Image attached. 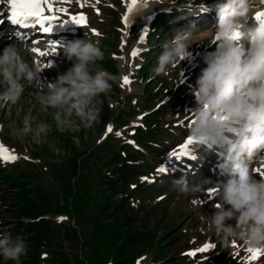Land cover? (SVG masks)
<instances>
[{
    "label": "rangeland",
    "instance_id": "obj_1",
    "mask_svg": "<svg viewBox=\"0 0 264 264\" xmlns=\"http://www.w3.org/2000/svg\"><path fill=\"white\" fill-rule=\"evenodd\" d=\"M129 3L130 0H56L54 7L67 10L60 14V20L71 22L70 16L83 15L86 24L72 22L76 35L54 41L58 46L55 54L39 57L31 52L27 58L39 61L41 67L50 63L41 77L52 81L71 66L62 46L87 34L86 38L100 41L105 57L96 66L112 74V89L98 98L101 111L97 124L91 129L60 133L52 122L51 110L40 105L34 90L26 87L16 105L0 108V145L18 157L14 162L0 160V174L15 170L20 177L22 173L32 191L36 217L47 232L41 249L42 264H110L120 257L130 258L124 264H159L164 258V264H244L250 255L246 248L236 242L223 247L201 221V214L215 211L213 205L218 200L214 194L210 197L207 191L184 195L173 183L181 176L190 186L203 180L219 185L227 178L215 174V168L206 166L203 159L176 161L167 157L188 137L190 113L196 106L191 87L206 66L204 55L217 50L220 44L211 43V33L209 38L200 33L179 66L167 75L157 76L152 71L163 51L162 44L177 30L195 25L199 32L215 31L217 3L164 0L144 10L142 0H137L132 13L128 12ZM201 3L208 11L196 7ZM8 13L7 0H0V54L12 42L23 43L29 49L35 47L31 39L8 37ZM126 15L127 26L123 20ZM42 42L38 48L51 53L45 44L47 38ZM134 49L138 50L136 57L131 56ZM125 76L131 83L122 86ZM28 112L36 121L52 125L39 144L15 131ZM108 125L113 131L105 135ZM117 131L121 133L119 137ZM215 157L221 160L219 152ZM162 163L169 172L157 173ZM263 167L259 169L263 171ZM115 179L117 184L111 186ZM6 184L0 179V234L10 232L13 237H25L29 251L32 248L27 236L31 231H10L12 222L18 221L11 219L14 205L8 200L15 192ZM211 187L205 185L206 190ZM23 217L19 223L33 222ZM206 243L215 247L194 257L187 255ZM26 258L22 256L20 264ZM0 264L14 262L0 257ZM254 264H264V255Z\"/></svg>",
    "mask_w": 264,
    "mask_h": 264
},
{
    "label": "clouds",
    "instance_id": "obj_2",
    "mask_svg": "<svg viewBox=\"0 0 264 264\" xmlns=\"http://www.w3.org/2000/svg\"><path fill=\"white\" fill-rule=\"evenodd\" d=\"M154 3L164 0H142V8L150 10ZM196 7L208 11L202 3ZM214 7L216 29L206 32L214 37L211 43L220 47L204 55L206 66L191 87L196 106L190 113L187 132L194 148L219 151L218 167L227 179L219 185L203 180L190 186L181 176L173 183L184 195L207 193L205 185L212 186L218 200L213 205L215 211L200 218L223 247L236 242L246 249L264 250V176L257 180L253 174L264 165V32L258 31L260 25L255 19L257 13L264 12V0H222ZM200 33L195 25L177 30L162 44L154 74L167 75L179 66ZM86 36L62 46L71 66L52 81L42 79L45 67L27 58L31 55L27 45L12 42L5 47L0 54V108L16 105L27 87L34 90L40 105L51 110L58 132L91 129L97 124L101 111L98 98L111 91L113 76L96 66L105 57L100 41ZM226 123L232 127L224 143L220 138ZM21 124L15 130L17 135L30 137L37 144L52 128L49 123L36 121L31 112L23 116ZM27 251L19 235L0 234V257L4 261L20 264Z\"/></svg>",
    "mask_w": 264,
    "mask_h": 264
},
{
    "label": "snow or ice",
    "instance_id": "obj_3",
    "mask_svg": "<svg viewBox=\"0 0 264 264\" xmlns=\"http://www.w3.org/2000/svg\"><path fill=\"white\" fill-rule=\"evenodd\" d=\"M54 2L56 0H7V6L9 8V13L7 19L11 22L12 25H17L22 29L31 28L35 25L39 26V31L42 33H50L52 30V23L58 21L60 19L61 13H66V9L64 8H56L54 7ZM59 2H65V0H59ZM137 5V0H130L128 5V12L132 13L134 8ZM45 12L48 14L46 15ZM257 23L260 25L258 31L264 32V12H259L255 17ZM71 22L77 25L86 24V17L83 15H73L68 18ZM125 25L127 26L129 23V16H125L123 18ZM3 23V21H0ZM47 25V26H46ZM94 31V30H93ZM238 35V34H235ZM144 40V36L141 35L139 41L142 42ZM41 42L40 39H33L31 41L32 44H39ZM49 50H41L38 47H33L31 52L36 54L39 57H48L50 54H55L57 51V44L51 40L48 42ZM138 55V50L134 49L131 53L132 57H136ZM39 63V61H38ZM44 63V62H43ZM45 67H51L50 63H44ZM183 75V74H182ZM180 82H183L182 80ZM131 80L128 76L123 77L122 86L130 84ZM183 122H181V125ZM113 131L112 125H108L106 129L105 135L107 133H111ZM118 137L121 135L119 131L115 133ZM129 143H134V141H128ZM193 141L191 138L187 137L184 143L180 144L177 148H174L167 154L169 159L175 158L176 161H182V158L187 159H196L195 155L192 154ZM18 157L6 149L3 145H0V160L6 162H14ZM27 159V157H25ZM157 173H166L169 172V169L162 163L160 167L156 169ZM259 175L264 176V171L260 169H254ZM148 179V178H142ZM214 194V190L209 189L208 195L211 197ZM195 203V201H194ZM215 245L212 243H206L202 247L195 249L194 251H190L187 253L188 256H196L197 253H206L210 249L214 248ZM246 251L250 254L248 259L244 262V264H254V261L260 258L261 255H264V250L260 249H246Z\"/></svg>",
    "mask_w": 264,
    "mask_h": 264
},
{
    "label": "trees",
    "instance_id": "obj_4",
    "mask_svg": "<svg viewBox=\"0 0 264 264\" xmlns=\"http://www.w3.org/2000/svg\"><path fill=\"white\" fill-rule=\"evenodd\" d=\"M150 33V30H147V34ZM122 170V169H121ZM21 173V172H20ZM22 173L20 177L18 174L15 173V170H4L0 174V179L6 180V185H11L12 191L15 192L13 197H9L8 200L13 201V208H14V216L11 217V219H15L18 222H12L14 224L12 231H18V232H26L31 231L30 236H27V239L31 242V248L27 254L26 259L23 261L22 264H42L41 263V249L44 247V242L47 237V232L43 230L42 224L38 221L36 217V200L33 198L32 191H30V188L26 185L24 182V179L22 177ZM113 181V182H112ZM111 186H114L116 183V179L112 180ZM32 196V198H31ZM11 208V209H13ZM122 209V207H121ZM118 213V210L115 211ZM114 213V211L112 212ZM111 213V214H112ZM25 219H32L33 222L31 224H24L19 223V221H24ZM35 221V222H34ZM112 225V224H111ZM25 230V231H23ZM25 237H23L24 239ZM127 259V257H120L116 260H113L110 262V264H124ZM165 258L161 260L159 264H164Z\"/></svg>",
    "mask_w": 264,
    "mask_h": 264
},
{
    "label": "bare ground",
    "instance_id": "obj_5",
    "mask_svg": "<svg viewBox=\"0 0 264 264\" xmlns=\"http://www.w3.org/2000/svg\"><path fill=\"white\" fill-rule=\"evenodd\" d=\"M211 1L216 2V3L222 2V0H211ZM55 4H56V2H54V6H55ZM45 14L47 15L48 13L45 12ZM205 17H207V13H206ZM216 17L217 16H215V18H213V19H216V21H214V24H217V18ZM210 19H211V17H210ZM58 21L60 22V25L59 26L56 25L55 27H52L55 29L51 30V32L47 33V34L40 32L38 25H35V26H33L31 28H27V29H22L17 25L9 24L8 37L10 39L13 38L15 40H20V41H23L25 39H31V40H33V39L42 40L43 39L44 40V38H47V42L45 44L49 45L48 44L49 40H51L53 42L54 41L60 42V38H63V36H74V35H76V32H75L73 25H72V22H68V21H64V20H60V19ZM19 33H22V34L20 36H18ZM209 33L210 32H206V30H205L204 32H201V36L209 38V37H211V36H209ZM207 38H205V39H207ZM43 43L44 42L36 44L35 47H39ZM231 127H232V125L230 123L225 124L224 131H223L222 136L220 138V142H224V143L228 142V140H229L228 133H229V130L231 129ZM191 147L193 149L192 154L195 155L196 159H198V160L203 159L204 161H206V166H208L209 168H212V169H213V167L215 168V170H216L215 174L219 173L221 176H224V178H227L226 175L221 174V170L218 167L221 160H219L217 157H215L219 151H205L203 147H201V148H194L193 146H191ZM263 171H264V167H263ZM255 178L257 179V178H261V177L255 176Z\"/></svg>",
    "mask_w": 264,
    "mask_h": 264
}]
</instances>
